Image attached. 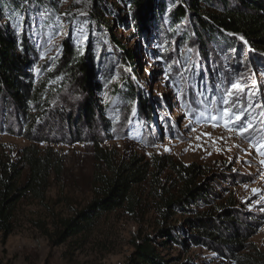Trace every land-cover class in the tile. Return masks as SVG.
<instances>
[{
  "label": "rangeland",
  "instance_id": "obj_1",
  "mask_svg": "<svg viewBox=\"0 0 264 264\" xmlns=\"http://www.w3.org/2000/svg\"><path fill=\"white\" fill-rule=\"evenodd\" d=\"M46 1L0 0V26L22 53L29 47L28 70L41 93L26 114L0 106V168L17 166L25 183L27 149L52 164L49 188L41 198L25 197L16 207L12 234L4 239L0 233V264H128L147 242L170 261L234 264L229 248L191 238L200 217L221 220L224 208L239 215L250 250L264 252V155L257 151L264 144V60L254 62L245 44H225L219 34L205 49L192 41L190 17L176 24L169 18L186 0H164L161 20L143 33L129 16L123 23L126 15L109 10L103 19L110 33L103 19L99 25L83 13L86 0ZM118 42L131 53L133 72ZM66 43L88 57L99 85L94 97L105 112L97 107L90 122L79 114L85 95L76 79L57 68ZM128 76L149 116L126 97ZM239 127L246 128L243 136ZM105 157L113 166L137 158L149 168L147 181L133 187L122 209L96 217L62 243L61 222L89 212L101 180L111 174ZM190 165L200 167L197 183L207 185L208 202L166 208L178 201L182 187L174 166ZM168 232L185 247L164 244Z\"/></svg>",
  "mask_w": 264,
  "mask_h": 264
},
{
  "label": "trees",
  "instance_id": "obj_2",
  "mask_svg": "<svg viewBox=\"0 0 264 264\" xmlns=\"http://www.w3.org/2000/svg\"><path fill=\"white\" fill-rule=\"evenodd\" d=\"M32 1V0H29ZM38 4L47 3L46 0H35ZM122 7L123 10L116 8ZM92 19L101 25L103 14L109 10L114 13L126 15L120 21L127 22L129 16L131 23H135L139 33L145 32L152 24L161 20L166 11L164 0H86V5L82 7ZM215 9V13L210 14L205 9ZM81 12V11H80ZM190 17L192 31L200 46L213 41L212 36L219 34L225 40V44L241 46L246 45L249 50V58L254 62L264 60V0H186L181 2L170 13L169 18L173 24ZM102 24L109 29V22L103 19ZM231 33L232 35H229ZM219 36V37H220ZM243 38V39H241ZM206 42H205V41ZM118 49L125 51V60L128 63L129 71H134L133 58L131 53L124 47ZM64 47V56L59 62L61 72L67 77H74L77 81L79 92L84 93V103L79 107V114L90 122L98 112L104 110L95 101V95L99 90V85L95 82L93 68L89 65L88 57L84 59L79 56L76 49L67 43ZM25 52H21L17 43L12 39L8 32L0 26V106L12 107L16 111L25 114L30 109V105H36L41 93L32 82V77L28 70L30 66L29 47ZM251 61V64L254 63ZM247 63L248 60H247ZM128 93L126 97L138 104L148 116L151 110L145 109V98L141 91L128 76ZM258 109V108H257ZM260 109V108H259ZM82 119V118H80ZM89 120V121H88ZM70 121V120H69ZM71 123V121H70ZM76 125V123H75ZM31 149L25 151L24 164L28 169L29 175L25 183H21L22 171L18 167L0 168V233L7 239L13 232L12 220L17 205L29 194L41 198L42 194L49 188L52 175V164L48 158H37L31 154ZM107 165L110 167L111 174L101 180L99 193L89 206V212H81L74 220H64L61 222L63 232L61 242L65 243L71 236L79 235L90 228L93 220L104 213L122 209L125 204L131 201V191L135 185L147 181L149 168L140 165V160L133 158L131 162L118 166H113L110 159L105 157ZM176 173L182 180V187L179 199L176 202L168 201L166 208L172 209L186 206L207 203L210 191L204 183H197L201 175L200 167L174 166ZM212 193V192H211ZM219 219L210 217H200L195 224L198 234L194 237L205 245L216 247H227L232 252L231 260L234 264H264V252L256 247L251 251L248 240L250 234L244 236L241 231L239 215L234 209L224 208L219 211ZM248 232L252 233L250 229ZM164 244L175 242L185 247L186 242L180 241L173 233L168 232ZM137 255L128 264H190V261L180 262L179 259L170 261L148 242L142 247L139 246ZM177 262V263H174Z\"/></svg>",
  "mask_w": 264,
  "mask_h": 264
},
{
  "label": "snow or ice",
  "instance_id": "obj_3",
  "mask_svg": "<svg viewBox=\"0 0 264 264\" xmlns=\"http://www.w3.org/2000/svg\"><path fill=\"white\" fill-rule=\"evenodd\" d=\"M24 2H27V0H24ZM229 35H232L231 33H229ZM241 39H243V38H241ZM253 74L254 75H257V73H255V72H253ZM260 75H264V73H260ZM231 88L232 89H235L236 91H238V92H240V91H242V86H240V85H238V84H236V83H232L231 84ZM228 95L229 96H231L232 95V93L231 92H228ZM248 95L250 96L251 95V93H248ZM241 99V97H237V100L239 101ZM228 103V101L227 100H225V104H227ZM253 105L250 103L249 105H247V107H252ZM257 107H259V105H256ZM225 115L226 116H228L229 115V113H228V110H227V108H225ZM133 115H135V112H133ZM262 115H264V113H262ZM214 119H215V117H214ZM236 120H241V116L240 115H237L236 116ZM249 127H250V125H249ZM192 130H194V129H192ZM236 131H238L242 136L244 135V133H245V131H246V128L245 127H239V128H237L236 129ZM260 149H264V144H260L258 147H257V151H258V153L260 154V155H264V151H260ZM262 163H264V161H262ZM253 191H256L255 189L253 190Z\"/></svg>",
  "mask_w": 264,
  "mask_h": 264
}]
</instances>
